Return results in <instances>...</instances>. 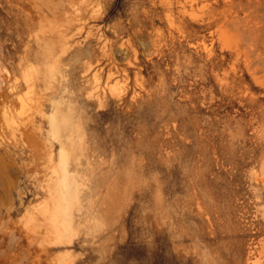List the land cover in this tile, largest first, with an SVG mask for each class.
I'll return each mask as SVG.
<instances>
[{
	"label": "rangeland",
	"instance_id": "rangeland-1",
	"mask_svg": "<svg viewBox=\"0 0 264 264\" xmlns=\"http://www.w3.org/2000/svg\"><path fill=\"white\" fill-rule=\"evenodd\" d=\"M0 132V264H264V0H0Z\"/></svg>",
	"mask_w": 264,
	"mask_h": 264
},
{
	"label": "bare ground",
	"instance_id": "bare-ground-1",
	"mask_svg": "<svg viewBox=\"0 0 264 264\" xmlns=\"http://www.w3.org/2000/svg\"><path fill=\"white\" fill-rule=\"evenodd\" d=\"M8 101H9V100H8ZM14 102H15V101H14ZM15 104H16V103H15ZM5 106H9L8 103H7V105H5ZM10 107H11V106H10ZM19 108H20V107H19ZM5 109H7V107H5ZM10 109H11V108H10ZM13 109H14V108H13ZM22 109H23V108H22ZM1 110H2V108H1ZM24 110H25V109H24ZM5 111H6V110H5ZM5 111H4V112H5ZM9 111H11V110H9ZM2 114H3V113H2ZM7 114H8V113H7ZM2 116H3V115H2ZM2 116H1V117H2ZM8 119H9V118H8ZM6 121H7V120H6ZM17 122H18V121H17ZM18 128H19V127H18ZM19 130H20V129H19ZM5 132H6V131H5ZM5 132H4V133H5ZM11 132H12V131H11ZM19 132H20V131H19ZM0 133H1V132H0ZM6 136H7V135H6ZM7 138H9V137H7ZM3 145H4V144H2V146H3ZM8 156H9V155H8ZM6 162H7V161H6ZM13 162H14V161H13ZM1 181H2V180H1ZM3 184H4V183H3ZM4 187H5V186H4Z\"/></svg>",
	"mask_w": 264,
	"mask_h": 264
}]
</instances>
